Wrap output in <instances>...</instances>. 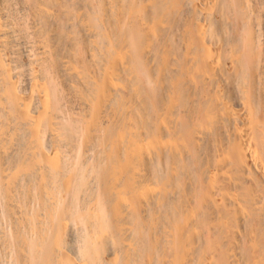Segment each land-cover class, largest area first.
<instances>
[{
	"label": "bare ground",
	"instance_id": "6f19581e",
	"mask_svg": "<svg viewBox=\"0 0 264 264\" xmlns=\"http://www.w3.org/2000/svg\"><path fill=\"white\" fill-rule=\"evenodd\" d=\"M0 264H264V0H0Z\"/></svg>",
	"mask_w": 264,
	"mask_h": 264
}]
</instances>
